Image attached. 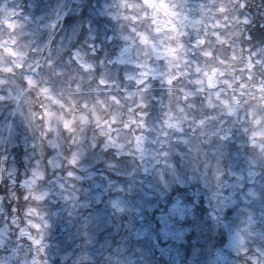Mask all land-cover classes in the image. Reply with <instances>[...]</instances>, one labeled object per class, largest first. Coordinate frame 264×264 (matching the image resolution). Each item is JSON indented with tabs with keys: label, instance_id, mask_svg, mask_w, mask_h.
I'll use <instances>...</instances> for the list:
<instances>
[{
	"label": "clouds",
	"instance_id": "1",
	"mask_svg": "<svg viewBox=\"0 0 264 264\" xmlns=\"http://www.w3.org/2000/svg\"><path fill=\"white\" fill-rule=\"evenodd\" d=\"M0 264H264V0H0Z\"/></svg>",
	"mask_w": 264,
	"mask_h": 264
}]
</instances>
